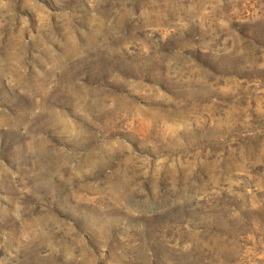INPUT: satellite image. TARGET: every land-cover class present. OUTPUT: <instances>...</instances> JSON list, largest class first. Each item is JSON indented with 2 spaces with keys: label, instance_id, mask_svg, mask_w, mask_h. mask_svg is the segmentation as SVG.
<instances>
[{
  "label": "rangeland",
  "instance_id": "obj_1",
  "mask_svg": "<svg viewBox=\"0 0 264 264\" xmlns=\"http://www.w3.org/2000/svg\"><path fill=\"white\" fill-rule=\"evenodd\" d=\"M0 264H264V0H0Z\"/></svg>",
  "mask_w": 264,
  "mask_h": 264
}]
</instances>
